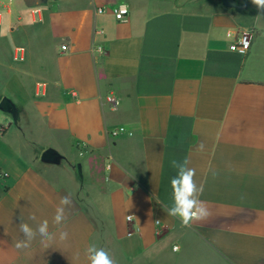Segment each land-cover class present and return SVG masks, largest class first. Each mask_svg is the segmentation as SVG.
Listing matches in <instances>:
<instances>
[{"label": "crops", "instance_id": "obj_1", "mask_svg": "<svg viewBox=\"0 0 264 264\" xmlns=\"http://www.w3.org/2000/svg\"><path fill=\"white\" fill-rule=\"evenodd\" d=\"M233 1L0 0V101L18 109L0 110V264H89L92 244L116 264H264V13ZM182 168L209 213L191 227L167 214ZM44 220L56 238L17 249Z\"/></svg>", "mask_w": 264, "mask_h": 264}, {"label": "clouds", "instance_id": "obj_2", "mask_svg": "<svg viewBox=\"0 0 264 264\" xmlns=\"http://www.w3.org/2000/svg\"><path fill=\"white\" fill-rule=\"evenodd\" d=\"M252 3L257 7L258 12L264 13V0H252ZM203 144L200 148L203 150ZM175 165V160L172 161ZM188 161L185 159V164ZM195 169L182 168L176 178H171L170 184L172 189V205L167 208V214L178 218L182 226L191 227L193 222L201 221L209 215L207 208L199 196L203 193V188L198 187L195 180ZM72 205L71 194L61 197L60 204L55 210L53 223L61 225L66 219L65 208ZM34 219V217H32ZM20 231L24 235L23 240L16 242L17 249L27 248L31 242L40 237L42 244L47 245L52 242L56 235L49 231L48 221L40 222L35 228L28 223L21 221ZM67 232L61 231L59 238L67 239ZM87 259L89 264H116V261L103 248H98L95 244L90 245L86 249Z\"/></svg>", "mask_w": 264, "mask_h": 264}, {"label": "built area", "instance_id": "obj_3", "mask_svg": "<svg viewBox=\"0 0 264 264\" xmlns=\"http://www.w3.org/2000/svg\"><path fill=\"white\" fill-rule=\"evenodd\" d=\"M109 10L112 13L114 19L118 22L125 20V18L129 14L128 6L124 3L116 4L113 7H111ZM98 11L103 12L104 9L100 8L98 9ZM250 46H251V34L243 32L234 40V42L230 46V50L244 55L249 50ZM106 100L108 103L112 105L116 103L115 98L110 95L107 96ZM122 133H123L122 127L118 129H114L110 132L112 136H116ZM174 249H176V246L174 247Z\"/></svg>", "mask_w": 264, "mask_h": 264}, {"label": "water", "instance_id": "obj_4", "mask_svg": "<svg viewBox=\"0 0 264 264\" xmlns=\"http://www.w3.org/2000/svg\"><path fill=\"white\" fill-rule=\"evenodd\" d=\"M223 4L227 7H238L233 0H223ZM0 110L9 114L13 122L17 120L18 109L10 100L6 99L5 101H1ZM58 158V153L51 148L44 150L40 157V159L46 163H54Z\"/></svg>", "mask_w": 264, "mask_h": 264}, {"label": "trees", "instance_id": "obj_5", "mask_svg": "<svg viewBox=\"0 0 264 264\" xmlns=\"http://www.w3.org/2000/svg\"><path fill=\"white\" fill-rule=\"evenodd\" d=\"M5 100H6V99H2L1 101H5ZM1 101H0V102H1Z\"/></svg>", "mask_w": 264, "mask_h": 264}, {"label": "rangeland", "instance_id": "obj_6", "mask_svg": "<svg viewBox=\"0 0 264 264\" xmlns=\"http://www.w3.org/2000/svg\"><path fill=\"white\" fill-rule=\"evenodd\" d=\"M1 80V79H0ZM1 84V83H0Z\"/></svg>", "mask_w": 264, "mask_h": 264}]
</instances>
